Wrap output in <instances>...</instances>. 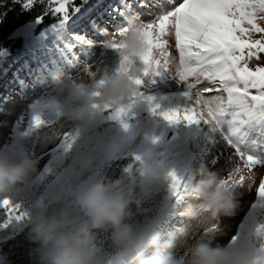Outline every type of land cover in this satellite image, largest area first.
Segmentation results:
<instances>
[{
    "label": "rangeland",
    "instance_id": "rangeland-1",
    "mask_svg": "<svg viewBox=\"0 0 264 264\" xmlns=\"http://www.w3.org/2000/svg\"><path fill=\"white\" fill-rule=\"evenodd\" d=\"M110 1L111 0L102 1V8L107 6ZM118 2L119 0H114V3ZM181 2L182 0H175L174 6H179ZM74 5L75 7L81 8V13L75 14L63 29L58 30L56 33L49 34L45 46H43L44 55L41 57V62H47L48 56L46 55V50L48 48L59 46L65 47L68 50L70 59L78 60L74 62L75 65L73 63V65H70V63H68L67 66H63L65 72H70L71 69H73L71 73H75L85 61L93 60L96 55L97 59L90 64L94 67L99 66L102 69L111 68L113 74H115L120 67L121 58L114 49L94 46L93 49L85 51L84 45L78 44L75 48H72L69 43H75L74 37L76 34L85 35L86 38L97 42L108 39L118 41L120 37L116 30L119 26L123 25V18L117 16L113 24L110 25L111 28L108 29V35L101 37L92 32V29L87 25L86 19L83 21L77 20V18L89 8L85 7L83 9V1L74 3ZM165 6L168 7L167 4ZM102 8L99 9V12L102 11ZM149 11L155 13L157 9L144 10L141 14L140 20L149 22L152 19L150 15L146 14ZM97 14L98 12H90L87 14V19L95 18ZM60 17L61 16L58 15V19L54 23H58ZM74 21H76V23H74ZM51 25L52 23L50 26ZM27 26H32L33 30L35 29L32 33L36 37H40L41 32L37 29V26L34 24H27L22 26V28ZM103 26L104 25L101 27ZM260 35L261 34L255 33L253 34V38H260ZM40 38L43 39L42 37ZM161 39L167 41L166 51L169 54L167 71L165 74L155 77L154 82L150 81L145 84L143 88L145 99L142 105L137 109H133L122 118V120L113 118L115 114L113 110L101 114L99 119L90 126L81 127L73 125L69 119L66 121L65 134L54 143H50L44 135V132L51 125L60 122L62 118L70 117L67 102L58 98L55 99L54 103L56 108L55 111L42 118L46 123L41 127L38 128L35 125L26 126L32 120L30 119L25 125L26 127L24 126L19 133L12 132L10 129L7 131L4 129L0 131V136L7 133L5 146L8 145L12 149H28L38 163L39 171L36 174L33 183L35 189L39 192V198L34 199L29 197L25 199L21 203L22 206L27 205V208L24 209L25 212H30L33 207L38 206L39 204L48 209L51 204H54L56 191L61 188H64L66 194H72V199H74L76 190L81 184L103 179L110 180L107 174H112L111 172H114V174H123L128 182L134 183L136 185L137 193L139 192L141 195L139 201L140 208L137 210L135 207V210L133 211L134 223L138 227L147 226L151 228L154 226L153 231L158 232L164 241L171 245L169 250L175 257H184L186 251L197 240L207 236V232L199 219H191L183 214L185 203L182 199L183 191H181V195L178 197L174 193L170 182L166 183L163 187H157L155 184L146 182L141 175V173L148 168L162 166L166 173L174 172L176 175L182 176L186 183L190 176H192L191 182L197 183L201 181L200 178L203 175L198 168L201 161H204L203 171L206 172L204 179L210 175H216L228 179L230 175H233L229 169L222 168L218 163V159H221L224 163L228 164L234 159L235 155L232 151L231 144H229L227 150H222L218 156L213 157L214 145L212 143L203 141L190 142L186 139L189 135V123L183 120L170 122L164 119L162 115L163 112L182 110L189 107V101L184 96V92L188 90L187 86L189 84L195 85V87L190 90L193 93L190 107L192 109H198L206 119L208 118L206 116L207 109L212 105L208 104L201 106V104H198L195 93L200 92L203 100L212 101L223 92L220 90L221 85L219 83H215L211 80L205 82L200 77L198 78L194 75H189L185 81H181L178 75L180 53L179 49L176 47L174 30L170 31L169 34L162 36ZM26 40H29V38ZM26 40L8 39L7 45L11 44V48H8V56L0 59V75L2 74V69L5 66L7 68L11 62L15 63L19 61L17 64L18 67L29 57V54L27 53L37 52V50L32 51L28 49L27 43H29V41ZM14 42L18 45L20 51H17L15 45L13 46ZM35 46L38 49V46ZM90 51L94 52L90 53ZM196 51L197 50L193 48V52ZM12 52L16 53L10 57ZM158 53L159 50H156V58L160 59L163 63V58L160 57ZM137 63L143 66L142 61H137ZM39 64V62L33 64L32 70L37 69ZM248 66L253 70L258 66H264V53L259 54V59L255 57L250 59ZM8 73L12 75L13 70L10 69ZM199 75L200 74L198 73V76ZM28 76L29 75L25 73L23 79H27ZM36 77H39V75ZM143 79L145 81L148 80L147 77H143ZM29 80L30 79L28 78V81ZM47 87H51V84ZM204 89L210 90L204 91ZM17 92H19L17 96L12 95L15 102L21 100L19 99L20 95L24 94L20 88L16 89V93ZM251 92L252 94H256L255 89H251ZM48 94H51V91L49 93H45L42 90L37 91L36 93L30 94L31 100H29L33 102L32 105H35ZM147 97L153 98L151 104L147 102ZM155 105H159V107L153 111ZM10 107L11 102H6L4 106L0 107V122ZM199 123L203 127L207 124L204 121H200ZM125 124L127 127H125ZM257 124L264 125L261 121L255 120L251 125ZM69 135L73 138L70 148L68 147L67 140ZM84 154L88 155L91 164L83 165L79 163ZM253 157L264 162V147L257 148V153ZM49 165L52 170L58 168L64 170V173L61 174V179L54 182L53 187L56 188V191L53 195V187L47 190L48 188H45V183L37 184L41 178L48 175L46 173V168ZM253 171L258 173L254 176L253 186L243 184L234 187V190L237 193L236 205L242 197V188L244 189V197H247L248 199L251 197L258 198L260 196L258 188L261 178L264 177L261 175V173H264V168H256ZM43 174L46 175L43 176ZM48 177H50V174ZM119 182L120 181L117 183ZM234 211L235 208L233 213ZM260 211H264V204L261 206ZM175 212H177V215L172 222V226L175 230L173 229L171 233L167 234L171 227L168 229H162V227ZM242 215L243 212H240L237 218H233L232 215L221 218L217 227L223 234L217 237L216 242L233 246V239L236 238V235H238L241 229H243L246 218H248V216ZM18 222L19 221L15 220L7 222L6 227H12ZM167 223L166 227L170 225V220ZM0 224H2V222H0ZM188 224L198 226L202 229V232L200 231L198 233L200 237L192 240L190 244H187V247L178 250L176 242H173L172 239L183 233ZM29 225H31V220L16 233L9 236L7 235L3 238L0 237V246L9 240L20 236L24 232V229ZM111 231L110 228L106 227L101 230V235L99 237L100 242L108 245L110 250ZM241 239H243V237ZM250 240L253 241V246H264V224L259 225L256 222L252 225V228L248 232V238L244 239V242L248 244V241ZM149 251L146 249L145 254L150 255L152 251H150V253ZM0 264H2L1 257Z\"/></svg>",
    "mask_w": 264,
    "mask_h": 264
},
{
    "label": "clouds",
    "instance_id": "clouds-1",
    "mask_svg": "<svg viewBox=\"0 0 264 264\" xmlns=\"http://www.w3.org/2000/svg\"><path fill=\"white\" fill-rule=\"evenodd\" d=\"M128 21V31L122 36L118 33V41L108 39L100 43L114 49L121 58L115 74L111 68L88 64L79 73L63 69L52 72L50 91L67 102L70 117L62 118L44 132L48 142L54 143L65 134L69 119L73 125L90 126L105 111L127 107L129 113L142 105L143 88L150 82H136L143 72L137 61L147 48L145 26L138 15L130 16ZM79 163L89 165L91 160L84 154ZM38 171L37 160L28 149H12L8 145L0 149V201L10 199L21 204L29 197L38 199L39 192L33 183ZM171 173L174 172L166 173L162 166H157L141 175L157 187L168 182L172 187ZM178 177L185 202L183 214L199 219L207 232L184 257H175L169 250L171 245L150 227L134 223L132 207L140 208L136 186L121 178L119 183L108 179L85 182L76 190L74 199L66 195L64 188L58 189L54 214L42 206L31 209L30 236L38 246L41 264H128L130 260L131 264H264V246L216 242L223 234L217 225L222 217L231 216L236 206L237 183L216 175L197 183H186L182 176ZM244 184L253 186L254 179L249 178ZM260 185H264V177ZM106 227L112 230L111 250L99 239ZM146 249H152L150 255L145 254Z\"/></svg>",
    "mask_w": 264,
    "mask_h": 264
},
{
    "label": "snow or ice",
    "instance_id": "snow-or-ice-1",
    "mask_svg": "<svg viewBox=\"0 0 264 264\" xmlns=\"http://www.w3.org/2000/svg\"><path fill=\"white\" fill-rule=\"evenodd\" d=\"M44 0H10L9 9L5 0H0V26L6 23H14L17 27L23 23V18L30 13L37 3ZM48 12L62 14L58 23L52 24L44 29L40 37H36L30 29L25 28L24 34L29 38L30 45L39 47L45 46L50 33H56L63 29L72 17L81 13L80 7H74L70 14L68 5L71 0H47ZM88 0H84L87 3ZM168 5L166 7L165 5ZM53 5H57L53 7ZM175 0H119L118 3L108 4L98 15L107 14L113 20L117 16L123 18V25L117 28V32L122 36L128 31L130 16L140 13L136 9H157L155 13L149 11L146 13L152 19L149 22H143L144 35L146 37L147 48L141 55L140 61L143 64L141 77H137V84L144 82L143 77L154 82V78L165 74L168 68V53L166 51V40L161 37L174 30L176 47L180 53V64L178 75L181 81H185L189 75H205V78L221 85V91L227 93L225 103L223 96H217L212 101L202 99L200 92L195 93L197 103L201 106L211 104L207 109L206 116L198 109L190 107L193 93L190 91L195 85L189 84L188 90L184 96L189 101V107L182 110H170L163 112L164 119L170 122L186 121L189 124L204 121L212 125H218L223 118L231 116L233 120L241 121H262L264 120V66H258L254 70L250 69L248 62L252 58L259 59V54L264 53V0H182L179 6H174ZM18 6V7H17ZM9 10L12 12L9 18ZM19 17V20L17 19ZM87 20V25L96 32L98 36H107L108 29H101L96 19H87V12L82 13L77 18L79 21ZM43 21V16L29 20V23L39 25ZM76 23V21H74ZM261 34L260 38H253V34ZM75 43H69L72 48L78 44L85 46V51L93 49L94 46H100L105 40L94 41L86 38L85 35L76 34ZM114 44V47H120ZM102 47V46H101ZM193 48L197 51L193 52ZM156 50H159V56L163 58V63L156 58ZM9 54L8 49L0 47V59L6 58ZM48 56L47 62H41L37 69L30 70L32 84L39 82L36 76L39 75L46 80L51 77L55 70L63 69L68 63L78 61L70 59V54L65 47L56 46L46 50ZM89 64L87 61L78 68L75 73ZM195 65V66H194ZM75 67V66H74ZM218 78V79H217ZM251 89L256 90L252 94ZM210 89H204L209 91ZM46 91V90H45ZM143 99H145L142 94ZM152 97H147V102L151 104ZM159 107L155 105L153 111ZM129 108L120 107L115 110V119L124 118L128 114ZM199 117V118H198ZM33 123L36 127L45 124L39 115L34 117ZM125 127L127 125L125 124ZM67 137L68 147H71L72 139ZM242 167L230 175L227 182H236L237 185H243L244 182L258 173L253 170L264 168V162H261L253 156L241 157ZM264 176V173H261ZM172 179V188L179 197L181 195V180L175 173L170 174ZM259 195L264 197V185L259 187ZM0 211L6 214L7 222L13 220L19 221L25 218L26 212L20 203L13 202L10 199L0 201ZM7 226V223L4 225Z\"/></svg>",
    "mask_w": 264,
    "mask_h": 264
},
{
    "label": "bare ground",
    "instance_id": "bare-ground-1",
    "mask_svg": "<svg viewBox=\"0 0 264 264\" xmlns=\"http://www.w3.org/2000/svg\"><path fill=\"white\" fill-rule=\"evenodd\" d=\"M102 0H93L90 5L89 9L86 11L87 14L92 12L93 10H98V6L101 4ZM110 3H114V0H111ZM109 3V4H110ZM146 9H136L137 12L140 13L139 18L141 17V14ZM101 13V12H100ZM94 19H96L97 23L99 24L100 28H107L110 29V25L113 24L114 20L108 16L107 14L104 15H97ZM104 25L103 27H101ZM94 32V31H92ZM95 35H97L96 32H94ZM28 39L25 38L24 40ZM29 41V40H26ZM27 47L29 50H37L35 45H30L27 43ZM94 52V51H90ZM30 53V52H29ZM15 53H11L10 57H12ZM35 55V53H33ZM94 55V54H93ZM97 59V56L95 55L93 60L87 61L89 64L92 61H95ZM34 59H26L24 61V64L18 68L16 71V67L18 64V61L13 63L11 62L10 65H12L13 74L10 75L8 73L9 66L6 68V66L2 69V74L0 75V107L4 106L6 102H11V107L7 110L6 115L2 118V121L0 122V131L5 130L7 131L10 129L12 132L19 133L24 126L32 119L26 126L34 125L33 120L34 117L39 115L41 119L44 116H47L55 111V99H58V97H55L51 94H48L45 96L39 103L32 105L33 102L30 101V94L36 93L37 91H43L45 93L50 92V87H47L51 84V78H47L46 80L42 79L40 76L36 77L37 81L39 82L36 85L32 84V77L29 74V71L32 70ZM70 65H73L70 63ZM73 69H71L72 71ZM25 72L29 75L28 77L30 80L23 79ZM199 77L203 79L205 82H209L210 80L205 78V75L200 74ZM17 80V84L14 82ZM44 81V83H43ZM18 85V86H16ZM45 87V88H44ZM20 88L21 91L24 92V94L20 95L21 100H18L15 102V99L12 98V95L17 96L19 92L16 93V89ZM44 88V89H43ZM46 90V91H45ZM220 96L224 97L225 102L227 101V93L223 92L220 94ZM30 99V100H29ZM64 109V108H63ZM253 121H241V120H233L231 116H226L222 119V121L218 125H212L207 123L204 127L198 122V123H192L188 125L189 135L186 137V139L190 142L193 141H203V142H209L214 145V153L213 157H216L219 155V153L222 150H227L229 148V144L232 145V151L234 152V159L228 164L224 163L221 159H218V163L221 165L222 168L229 169L230 172L233 174L239 169V167H242L241 157L242 156H254L257 153V148H263L264 147V125H251ZM25 126V127H26ZM258 135L256 136L255 135ZM7 138V133H4L0 136V149H3L5 146ZM73 165V163H72ZM198 168L200 170V173L203 174L200 178V180L204 179V175L206 174L204 169V161H201L198 165ZM46 173L50 177L45 176L41 178L37 184L45 183V188H48L47 190L51 189L54 185V182L61 179V174L64 173V170L62 169H56L52 170L50 165L46 168ZM46 174H43V176ZM192 180V176H190L187 180V182ZM66 183V182H65ZM56 188H52V195L55 193ZM242 197L238 201L235 211L232 214L233 218H237L240 214V212H243V215L248 216L246 218L245 224L243 226V229L239 232L238 235H236V238L233 239V246H237L240 244H246L244 242V239L248 238V232L252 228V225L256 222L259 225L264 224V211H260L261 206L264 204V197L259 196L258 198L251 197L248 199L247 197H244V189H241ZM38 206H41L39 204ZM23 208H27V205H23ZM29 214L30 212H26V216L24 219L19 220V222L12 226V227H5L4 225L7 223V217L6 214L3 211H0V237L9 236L11 234L16 233L21 228H23L29 221ZM177 215V212L172 214L167 222L170 220V225L166 227L165 229H168L167 234L171 233L173 231V224L172 222L175 220V217ZM164 225V226H165ZM163 228V227H162ZM175 230V229H174ZM202 232V229H200L198 226L194 224H188L184 230L183 233L179 234L177 237L173 238L172 241L176 242L177 249L182 250L185 247H187V244H190L192 240L200 237L198 235L199 232ZM158 234V232H156ZM243 237V239H241ZM248 245L253 246V241H248ZM148 251H152V249H147ZM149 251V253H150ZM128 264H131V260L128 262Z\"/></svg>",
    "mask_w": 264,
    "mask_h": 264
},
{
    "label": "trees",
    "instance_id": "trees-1",
    "mask_svg": "<svg viewBox=\"0 0 264 264\" xmlns=\"http://www.w3.org/2000/svg\"><path fill=\"white\" fill-rule=\"evenodd\" d=\"M79 1L84 0H71V3L67 6L68 10H72L75 7L74 3H78ZM5 3L10 9V0H5ZM48 7L49 5L47 0H44V2L42 3H37L34 6L33 10L25 15V17L23 18V20L25 21H23L22 24L17 21L16 23H18V25L16 28H14L16 26L14 23H6L5 25L0 26V47L4 49L11 48V44L7 45L8 39L11 37L13 32L26 24H34L38 27L39 30H42L46 26H49L53 21H56V19H50V17H52V12H48L47 15L44 14ZM40 16H43V21L39 25H36L35 23H29V20L35 19ZM11 17L12 12L9 10V18L11 19ZM17 19L19 20V17H17ZM15 44L16 43L14 42L13 46ZM111 173L112 174L107 175L112 181L118 182L121 181V178H124L123 174H114V172ZM137 194L140 201L141 195L139 192ZM66 195L70 199H72V194L69 193ZM48 210L50 214H54L53 204L48 207ZM134 210L135 206L132 207V212ZM30 227L31 225L28 226L20 236L11 239L0 246V257L3 261L2 264H41V254L38 250L37 244L31 239Z\"/></svg>",
    "mask_w": 264,
    "mask_h": 264
},
{
    "label": "water",
    "instance_id": "water-1",
    "mask_svg": "<svg viewBox=\"0 0 264 264\" xmlns=\"http://www.w3.org/2000/svg\"><path fill=\"white\" fill-rule=\"evenodd\" d=\"M25 28H28V29H30L31 30V32H33L34 30H33V28H32V26H27V27H21V28H19V29H17L15 32H13L12 33V35H11V39H14V40H17V39H25V38H27L26 36H25V34H24V30H25Z\"/></svg>",
    "mask_w": 264,
    "mask_h": 264
}]
</instances>
